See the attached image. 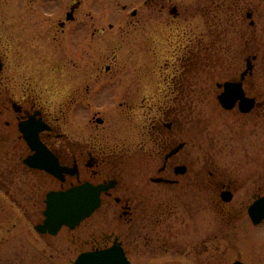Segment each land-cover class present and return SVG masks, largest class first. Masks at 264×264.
<instances>
[{
  "label": "rangeland",
  "instance_id": "obj_1",
  "mask_svg": "<svg viewBox=\"0 0 264 264\" xmlns=\"http://www.w3.org/2000/svg\"><path fill=\"white\" fill-rule=\"evenodd\" d=\"M224 4L221 0H0V48L7 65L4 89L34 91L55 114L63 98L70 97L67 94L84 91L85 78L102 75L99 67L110 65L109 76L127 83L125 98L107 94L94 102L107 120L98 139L112 140L110 147L121 145L123 133H137L133 127L143 114L142 99L152 97L157 83L162 89L172 83L180 70L179 57L189 50L194 90L209 94L193 99L194 149L209 156L211 168L227 172L229 181H241L232 210L243 213L242 218L227 221L221 212L220 244L218 209L211 195L195 189L193 196L180 201L162 199L165 222L155 228L149 225L151 244L145 241L142 225L132 228L129 241L125 240L130 224L121 219L122 211L109 207L73 233L41 236L35 228L44 221L43 201L57 186L5 159L7 144L0 147V264H74L83 252L91 251L94 241L103 244L104 236L112 233L127 241L132 264H264V223L255 227L248 216L255 192L248 180L257 171L254 160L264 162V139L238 131L235 115L222 111L216 98L218 85L239 76L244 68V64L232 66L244 35L236 34L235 19L225 17L230 6L234 11V2L223 8ZM258 6L264 12V3ZM73 8L77 23L60 35V24ZM229 45H234L232 50ZM81 97V102H89ZM120 102L134 111L125 113ZM80 116L89 117L87 112ZM68 117L72 125L77 123L76 114ZM261 131L256 129L254 136ZM263 162L259 171H264Z\"/></svg>",
  "mask_w": 264,
  "mask_h": 264
},
{
  "label": "flooded vegetation",
  "instance_id": "obj_2",
  "mask_svg": "<svg viewBox=\"0 0 264 264\" xmlns=\"http://www.w3.org/2000/svg\"><path fill=\"white\" fill-rule=\"evenodd\" d=\"M222 2L235 4L234 11L230 6L225 17L228 20L230 16L231 20L235 19L236 34L244 35V40L239 39L235 65H232L238 67L244 64V68L239 76L218 85L221 91L216 98L218 103L219 97L223 98L227 93L239 98L230 110L219 103L221 110L235 115L233 121L238 131H248L254 139L256 136L264 139V12L258 11L261 7L258 4L264 3V0H221ZM75 14L76 12L66 14V20L58 29L60 35L65 36L67 26L77 23ZM93 36L95 34L92 33ZM229 46L230 50L234 47ZM241 48H244V52L240 54ZM188 55L189 50L179 57L180 75H175L171 84L167 83V87L162 89V84L157 83L159 88L153 92L152 97L142 99L140 109L143 114L136 127H133L137 133H123L121 145L114 144L110 147L112 140L103 142L98 139V131L107 125V120L97 111L94 102L99 96L107 94L123 95L124 98L127 95V83L117 82L116 76H109L112 72L110 65L99 69L96 66L95 72L98 73V69L102 75L85 78L87 84L84 91L67 94L70 97L63 98L64 101L58 105L59 112L54 114L48 111L46 102L38 93L25 91L20 94L8 90L7 87L4 89L7 65L0 48V147L10 144L5 159L17 162L20 167L23 165L27 172L47 177L57 186L50 192H65L82 185L104 187L99 211L105 207L122 211L121 219L127 220L131 227L124 238L127 241L131 237L132 228H141L142 225L143 231L146 230L147 233L145 241L151 244L154 238L151 239L149 225L155 228L165 222L166 215L161 214V209L165 207L161 204L162 199L180 201L187 196H193L197 189L203 196L211 195L213 204L218 209V239L221 244V212L227 221L238 220L243 215L239 210H232V205L241 191V181H229L227 172L211 168L209 156L198 155L194 149L193 99L194 96L204 97L209 94L194 90ZM261 63L263 66H259ZM54 72L58 75V69ZM114 88L124 90L108 93ZM81 95L89 102H81ZM120 106H126L125 113L129 115L134 111L128 103L125 105L120 102ZM83 112H87L89 117L81 120L80 115ZM71 113L77 117V123L73 125L68 117ZM225 123L229 124V119ZM83 127L84 133L81 132ZM259 128L262 129L261 133L254 136V131ZM27 136L38 137L40 144L55 157L53 170L58 176L25 165V160L36 154L28 143ZM254 161L257 171L250 173L248 180L255 191L253 203L248 208V216L253 226L255 224L250 217V208L264 198V171L258 170L263 161ZM47 194L43 201L44 210ZM64 230L71 233L76 231L63 228L58 236ZM124 239L115 233L105 235L102 239L104 243L94 241L91 251L88 252L121 246L129 256L130 248Z\"/></svg>",
  "mask_w": 264,
  "mask_h": 264
},
{
  "label": "water",
  "instance_id": "obj_3",
  "mask_svg": "<svg viewBox=\"0 0 264 264\" xmlns=\"http://www.w3.org/2000/svg\"><path fill=\"white\" fill-rule=\"evenodd\" d=\"M230 91V89L228 90ZM239 97V96H238ZM239 99L227 93L223 98L220 97L225 108L232 109L234 102ZM32 149L37 154L25 163L32 168L46 170L51 174L53 171L54 160L51 154L42 149L38 137H26ZM103 187L84 185L72 189L66 193H51L47 197V210L44 213L45 222L36 227L42 234L57 236L63 227L75 230L82 222L92 217L101 206V193ZM256 224L264 219V199L258 202L250 211ZM74 264H131L125 252L120 246L111 249L86 253L81 255ZM241 264V263H236Z\"/></svg>",
  "mask_w": 264,
  "mask_h": 264
}]
</instances>
